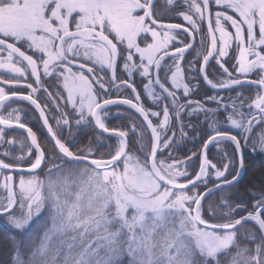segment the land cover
Segmentation results:
<instances>
[{
	"label": "snow or ice",
	"instance_id": "6c2138e0",
	"mask_svg": "<svg viewBox=\"0 0 264 264\" xmlns=\"http://www.w3.org/2000/svg\"><path fill=\"white\" fill-rule=\"evenodd\" d=\"M160 3L0 0V69L11 74L0 75V81L30 90L27 95L12 91L11 97L35 107L54 142L48 152L20 122L18 109L7 118L0 115V125L15 124L30 141H19L23 155H12L10 148L0 153L15 161L0 159V219L11 229L0 233V248L8 253L0 264H264V186L251 192L258 197L251 209L228 191L239 185L245 170L244 149L264 153V0H163V10ZM164 12H175L190 27L165 23ZM178 32L192 42L170 50ZM193 33L201 34L200 46L210 37L206 54L193 48ZM230 48L236 75L221 63ZM189 49L197 60L202 57L197 73L211 89L235 96L207 97L215 108L182 101L178 90L189 97L199 87L191 83L196 77L185 82L181 62ZM210 58L224 78H209ZM121 65L128 79L118 77ZM137 71L159 111L141 102L131 79ZM29 76L32 82H26ZM246 84L254 87V98L244 95ZM122 88L133 98H109L111 89ZM37 94L46 97L44 105ZM9 99L0 87V110ZM48 103L57 112L55 129L46 114ZM117 104L143 117L139 127L131 124L132 137L105 123L108 107ZM185 114H203L212 132L199 153L181 159L174 153L188 138L185 128L195 127L185 124ZM161 116L155 124L150 118ZM225 122L238 134L222 127ZM73 125L77 131L102 130L95 145L90 140L74 151L66 143ZM65 128L68 137L61 138ZM103 134L115 136L117 145L108 144L105 151ZM17 142L0 128V145ZM222 142L233 145V153L213 162L209 145ZM42 166L43 178L37 172ZM12 171L21 174L14 178ZM217 193L218 203L206 199Z\"/></svg>",
	"mask_w": 264,
	"mask_h": 264
},
{
	"label": "trees",
	"instance_id": "16d2710c",
	"mask_svg": "<svg viewBox=\"0 0 264 264\" xmlns=\"http://www.w3.org/2000/svg\"><path fill=\"white\" fill-rule=\"evenodd\" d=\"M160 9L163 10V0H161V3L159 5ZM183 10V7L181 8ZM164 22L165 23H179L183 24L185 27H190L186 21H183L181 17H179L175 12H164ZM176 35V40L169 45L170 50H174L176 46H183L180 42L183 41L184 43H191L192 37L183 35L182 32L174 33ZM196 37V41L193 44V48L203 52L206 54V50L210 48V37L205 36V43L203 46H200V39L201 34L193 33ZM138 42H140L138 38ZM149 42H151V37L149 35ZM143 46V44H141ZM235 48V45L234 47ZM233 48L229 51V56L224 59L221 63H224V66L227 67L231 72L235 73L233 71V66L236 64L235 59H233ZM29 54H32L29 52ZM185 60L181 62L182 67L185 69V82H188L189 79L192 77H196V79L192 80L191 83L198 84L199 87L195 88L193 92L189 95V97H183L182 92L183 90L180 89L177 91V94L181 96L182 101L191 99L193 101H200L205 104L208 108H215L216 105L214 102L207 99V97L212 95H223L225 97H228L229 95L235 96V92L229 93V91L224 92H217L209 89L201 79V76L198 75L197 69L202 66L203 61L202 57L197 60L195 56V52H193V49H189L185 52ZM168 60V58H165ZM189 62H191L192 67H189ZM171 63V61H169ZM75 70V69H74ZM207 71L210 72V77L216 78V77H223L222 70L219 68V65L215 63V60L210 58L209 65L207 66ZM87 75V73H85ZM0 75H3L4 79H8L11 74L0 72ZM118 77H122L124 79H128L127 74L123 71L122 65L117 71ZM48 80H51L52 78H46ZM132 81L135 84L136 90L141 93V102L145 106V108H151L153 111H159L160 108L153 104V101L151 98L147 96V94L144 92L143 84L146 83V79L141 77L139 75V72H134L133 77L131 78ZM33 78L31 80H28V82H32ZM35 86V85H34ZM191 86V85H190ZM0 87H4L5 91L8 94H11L12 91H17L19 93L28 94L30 91L27 89L24 84H21L19 86L16 85H2L0 83ZM58 87H62V85H59ZM49 91H54L52 87H49ZM112 95L109 98H116V97H126V98H133V94L131 93L130 89H124L122 88L121 91L117 92L115 89L110 90ZM244 95L249 96L250 98H254L255 95V89L252 86L245 85L244 89H242ZM39 101L42 105L46 103V97L43 94H37ZM66 95V93H65ZM61 104H63V101H60ZM19 106V113H23L22 109H25L28 111L31 115H26L22 117L21 123H26L28 127L32 128V130L37 134L38 140L42 142V146L46 148L48 152H52L53 148V142L49 139L47 136L46 130L41 122L39 113L37 110L31 106L26 101L21 100H13L11 102H8L5 107L2 109V113L8 112V110L12 109V107ZM29 109L33 111V113L37 116L35 117L34 114H32ZM65 111L69 112V118L72 119V110L70 107H67L64 109ZM108 116L106 119V124L109 128H119L120 130L129 131L131 128L132 123H136L139 127L142 123V119L140 116L131 108L122 106V105H114L110 106L107 109ZM47 115L49 116L50 122L53 125V128L55 129V120L52 118L53 116L57 115L56 109L52 106L51 103H48V109L46 110ZM118 113V115H116ZM23 115V114H22ZM184 122L187 124L189 121L192 122L195 127L192 129L185 128V131L188 133V138H186L183 143H181L174 155L178 156L179 158L183 159L186 155H190V150H194L195 152L200 151V147L202 142H204L207 138V135L212 132V130L208 127L209 120H206L203 114L199 115H192L187 116L185 114ZM220 120H224L223 116V110H221V114L218 117ZM154 124L157 122V119H162V116L160 118L151 117ZM222 127L227 128L229 131L232 132V134H238V130L231 129L229 126H227V122H225ZM1 128V127H0ZM259 127H257V130ZM101 131L98 129H88L86 127H82L81 130L77 131L75 125H73V135L66 140V143L69 144L70 147L75 151L77 149L86 148L89 145V141H92V144L95 145V137L97 134H99ZM5 138L6 139H13L15 135H23L21 131L14 130V129H4ZM150 134V133H149ZM195 134V138H193V135ZM59 135V132H58ZM171 135V133H169ZM177 135H179V131L177 129ZM105 143V151L107 150V145L111 144L112 146L117 145V138L115 136L106 135L103 134ZM129 136L132 137V132L129 131ZM68 137V131L67 129H63V136L61 138ZM239 138V137H238ZM243 143V141H242ZM225 147L228 149L226 151H219L217 149V146L214 145L209 150V158L213 160V162H218L225 154V152L228 153L229 156L233 153V145L230 143L224 142ZM8 144L0 145V153H2L5 149H9ZM10 151L12 155H19L20 149L18 150H12L10 148ZM167 151V150H166ZM187 152V153H186ZM222 153V154H220ZM35 155V152H33V157ZM244 155H245V173L241 180L239 181V185L236 188L229 189L228 191L233 193L232 199L236 202H243L245 203L249 209H251L252 204L254 203V199L258 197H253L251 192H259L262 186H264V153H261L257 151V153H252L250 149H244ZM0 159H5V162L7 163H15V161L10 160L3 155H0ZM31 159V157H30ZM22 166H28V160L23 161ZM219 166V164H218ZM195 170L198 171V168ZM43 171V172H42ZM189 171H193L192 165L189 167ZM40 175H45L44 170L42 169L39 173ZM20 174H16V178ZM211 184H209V187ZM203 188V186H202ZM251 190V191H248ZM218 196L219 193L214 194L207 199L210 202L218 203ZM207 216V214H206ZM252 225L250 224L249 227ZM11 229L5 225H0V233H4L6 231H10ZM8 259V253L6 249L0 248V260L6 261ZM127 259V258H125Z\"/></svg>",
	"mask_w": 264,
	"mask_h": 264
},
{
	"label": "rangeland",
	"instance_id": "374dc122",
	"mask_svg": "<svg viewBox=\"0 0 264 264\" xmlns=\"http://www.w3.org/2000/svg\"><path fill=\"white\" fill-rule=\"evenodd\" d=\"M75 15V14H74ZM229 31H233V29H231V28H229ZM218 46H219V41H218ZM233 47H234V44H233ZM231 49V48H230ZM230 49H229V51H230ZM229 56V55H228ZM227 56V57H228ZM227 57H225V58H223L222 60H221V62L224 60V59H226ZM35 58V57H34ZM229 70V69H228ZM230 71V70H229ZM0 72H5V73H7L5 70H3V69H0ZM231 72V71H230ZM233 75H236V73H233ZM209 78H212V77H210L209 76ZM216 78H224V76L223 77H216ZM250 78H254V76H251ZM32 79V77H28V80H31ZM34 79V78H33ZM201 79H202V77H201ZM28 80L26 81V82H28ZM202 82L204 83V80L202 79ZM205 84V83H204ZM206 85V84H205ZM207 86V85H206ZM208 87V86H207ZM209 89H211L210 87H208ZM212 90V89H211ZM213 91H215V90H213ZM217 92H220V91H217ZM222 92H224V91H222ZM221 96V95H220ZM223 96V95H222ZM123 98H125V97H123ZM30 104V103H29ZM31 106H33V105H31ZM34 107V106H33ZM12 109H20L19 108V106H16V107H12ZM9 111H11V109L10 110H8V112H6V113H2V110H0V115H3V116H5L6 118H7V116H8V113H9ZM22 111H23V113H19V115H20V117H21V119H22V117H24V116H26V115H28L29 113H28V111H26L25 109H22ZM29 111L32 113V114H34L33 113V111L31 110V109H29ZM47 113V112H46ZM23 114V115H22ZM109 114V113H108ZM29 115H31V114H29ZM35 115V114H34ZM116 115H118V113H116ZM108 116V115H107ZM35 117L37 118V116L35 115ZM41 119V118H40ZM50 120V119H49ZM21 122V121H20ZM41 122H42V120H41ZM51 123V122H50ZM105 123H106V119H105ZM42 124H43V122H42ZM209 125V124H208ZM44 126V125H43ZM228 126V125H227ZM1 127V126H0ZM257 127H259L258 125H257ZM2 128V127H1ZM4 129V128H3ZM47 133V132H46ZM23 135L21 136H19V135H15V137L13 138V139H15L16 141H18L16 144H14V145H12V146H9L12 150H18V149H20V153H19V155H23L24 154V150H21V148H20V144H19V141H23L26 145L28 144V143H30V141L27 139V136H26V134H24V133H22ZM47 136L49 137V135H48V133H47ZM50 139V138H49ZM51 140V139H50ZM103 143L105 144V143H107V142H105V141H103ZM118 143V142H117ZM224 144V142H222L221 144H219L218 146H217V149L221 152H223V151H226V150H228L226 147H225V145H223ZM212 147H214V146H212ZM211 147V148H212ZM210 148V149H211ZM194 150H190V155H191V153L193 152ZM197 152V151H196ZM187 153V152H186ZM197 153H199V152H197ZM252 153H257V151H252ZM220 154H222V153H220ZM30 159V158H29ZM195 160V158H193V161ZM189 164L190 165H192V162H189ZM190 167V166H189ZM43 172V171H42ZM38 173H40V172H38ZM40 175V174H39ZM41 176V178H43L44 177V175H40ZM18 178V177H17ZM43 215L44 214H42L41 215V217H38L37 219L39 220V219H42L43 218ZM0 225H5V226H7V227H9L7 224H6V222L3 220V219H0Z\"/></svg>",
	"mask_w": 264,
	"mask_h": 264
},
{
	"label": "water",
	"instance_id": "95a60500",
	"mask_svg": "<svg viewBox=\"0 0 264 264\" xmlns=\"http://www.w3.org/2000/svg\"><path fill=\"white\" fill-rule=\"evenodd\" d=\"M206 71H207V67H206V69H205ZM204 83L208 86V87H210L205 81H204ZM211 88V87H210ZM213 90V89H212ZM215 91H220V92H222V91H228V90H215ZM21 94V93H20ZM21 95H27V94H21ZM10 96V99L8 100V101H5L4 102V104H6V103H8V102H10V101H13V100H21V99H19L18 97H11V94L9 95ZM119 98H121V97H118V98H113V99H119ZM21 101H24V100H21ZM26 102H28V101H26ZM28 103H30V102H28ZM117 105H122V106H126V107H129L128 105H124V104H117ZM111 106H114V105H111ZM110 107V106H109ZM35 108V107H34ZM130 108V107H129ZM132 109V108H131ZM134 111H135V109H133ZM38 112V111H37ZM136 112V111H135ZM39 113V112H38ZM137 113V112H136ZM47 114V113H46ZM139 116H140V114L139 113H137ZM140 118L143 120V117L142 116H140ZM151 118V117H150ZM42 120V119H41ZM43 122V121H42ZM49 123H50V120H49ZM154 123V122H153ZM51 124V123H50ZM44 125V124H43ZM2 128H4V129H14V130H18V131H21L22 133H24V134H26V131L24 130V129H20V128H18L15 124H13L11 127H8V126H5V125H0ZM44 128H45V130H46V132L48 133V131H47V128L44 126ZM99 131H102V130H99ZM149 133H150V130H149ZM48 135H49V133H48ZM106 135H110V134H106ZM111 136H113V135H111ZM49 138L51 139V137H50V135H49ZM51 141H52V139H51ZM53 142V141H52ZM54 143V142H53ZM212 147V145H209V150H210V148ZM244 157H245V155H244ZM23 168H27L28 166H22ZM42 169H43V166H42ZM41 169V170H42ZM41 170H37V172H40ZM245 170H246V167H245ZM245 170L242 172V175H241V178L243 177V175H244V173H245ZM6 171V173H7V170H5ZM11 174L14 176V178H16V174H21V173H19L18 171H12L11 172ZM241 178H240V180H241ZM208 198V197H207ZM206 198V199H207Z\"/></svg>",
	"mask_w": 264,
	"mask_h": 264
},
{
	"label": "flooded vegetation",
	"instance_id": "af4514ba",
	"mask_svg": "<svg viewBox=\"0 0 264 264\" xmlns=\"http://www.w3.org/2000/svg\"><path fill=\"white\" fill-rule=\"evenodd\" d=\"M255 78V77H254ZM0 83L2 84V85H5V84H3V82L2 81H0Z\"/></svg>",
	"mask_w": 264,
	"mask_h": 264
},
{
	"label": "bare ground",
	"instance_id": "6f19581e",
	"mask_svg": "<svg viewBox=\"0 0 264 264\" xmlns=\"http://www.w3.org/2000/svg\"><path fill=\"white\" fill-rule=\"evenodd\" d=\"M126 98V97H125Z\"/></svg>",
	"mask_w": 264,
	"mask_h": 264
}]
</instances>
